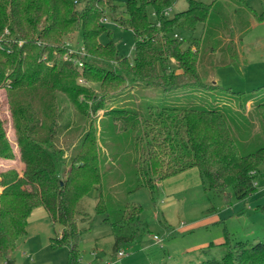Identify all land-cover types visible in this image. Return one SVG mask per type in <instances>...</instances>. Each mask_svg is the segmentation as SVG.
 <instances>
[{
  "label": "trees",
  "instance_id": "1",
  "mask_svg": "<svg viewBox=\"0 0 264 264\" xmlns=\"http://www.w3.org/2000/svg\"><path fill=\"white\" fill-rule=\"evenodd\" d=\"M177 1H125L128 19L136 27L131 59L119 53L103 22L115 0H0V87L7 89L16 134L11 141L0 118V157L22 163L21 169L0 172V257L7 264H14L13 254L28 234L31 212L40 206L51 224L59 226L51 246L68 247L71 264H80L78 247L87 229L79 225L84 211L80 204L92 191L99 192L95 209L112 228L115 254L148 227L140 203L114 199L106 188L99 111L113 118L116 130L132 135L135 184L129 192L145 187L156 206L159 182L193 168L205 189L226 197L232 189L244 199L256 189L264 145L242 151L226 104L150 103L144 111L110 104L129 83L164 91L206 87L199 72L201 50H216L205 41L218 35L222 25L215 22L223 4L188 0L186 9L170 16L168 10ZM231 1L237 27L244 24L241 29L250 26L242 22L246 17L242 6L254 17L264 16L253 12L247 0ZM200 25L204 38L195 34ZM75 33L82 36L84 56L67 51L65 38ZM105 33L108 41L103 42ZM78 58L82 67L74 63ZM81 77L97 82L99 89L79 83ZM62 95L79 115L76 127L69 122L60 126ZM235 95L240 109L252 101L264 128V95ZM221 245V257L209 254L199 264H264V241L236 240L227 234Z\"/></svg>",
  "mask_w": 264,
  "mask_h": 264
},
{
  "label": "rangeland",
  "instance_id": "2",
  "mask_svg": "<svg viewBox=\"0 0 264 264\" xmlns=\"http://www.w3.org/2000/svg\"><path fill=\"white\" fill-rule=\"evenodd\" d=\"M125 1L115 0V7L106 10L107 20L104 22L106 28L112 31V39L119 53L132 59L133 30L136 27L128 19ZM199 1L208 4L215 0ZM220 1L223 7L218 14L220 19L215 23L222 26L217 31L218 35L214 33L205 41L216 50L208 49L209 52H206L203 49L200 55L199 72L206 87L164 91L143 83H129L127 89L115 95L110 104L140 111L146 110L150 103L197 107L226 104L229 106L227 116L234 122L232 127L242 151L249 153L264 145V128L256 111L252 110V101L243 103L245 107L242 110L235 93L264 95V16L262 19L254 17L247 12V7L242 6V11L246 12L242 22L250 26L241 29L239 27L244 24L240 23L237 27L233 2ZM247 3L257 15L264 14V0H247ZM187 7L188 0H178L168 13L173 16ZM203 31L200 25L196 36L204 38ZM65 39L68 52L85 55L80 33ZM101 40L108 41L106 33L101 36ZM170 66L177 68L173 60ZM78 82L99 89L97 82L87 79ZM60 99L63 108L60 126L69 122L76 127L81 121L75 107L64 95ZM102 117L103 111H99V140L103 157L107 159L104 165L106 188L114 199L140 203L142 218L148 227L139 230L137 241L123 244L126 255L117 256L113 251L115 236L112 228L104 222L105 215L98 214L95 209L99 192L92 191L80 204L84 211L79 216V225L87 228L78 247L80 264H199L209 254L216 257L224 254L221 243L227 234L236 240L264 241V165L261 172L256 174V189L244 199L237 198L232 189L227 197L205 189L198 170L193 168L159 182L156 206L145 187L129 192L135 184L136 146L132 135L127 131L116 130L110 115ZM0 118L8 138L14 141L16 134L6 87H0ZM12 167L21 169L22 163L18 158L0 157V172ZM58 229L59 226L55 228L48 218L32 222L28 226L27 236L19 241L13 254L14 264H71L68 247L55 249L51 246L50 238ZM0 264H7L2 257Z\"/></svg>",
  "mask_w": 264,
  "mask_h": 264
},
{
  "label": "crops",
  "instance_id": "3",
  "mask_svg": "<svg viewBox=\"0 0 264 264\" xmlns=\"http://www.w3.org/2000/svg\"><path fill=\"white\" fill-rule=\"evenodd\" d=\"M45 218H48V214L45 210L44 207L40 206V207H37L35 208L32 212H31V215L29 217V225L32 223V222H36V221H39L41 219H45ZM28 225V226H29Z\"/></svg>",
  "mask_w": 264,
  "mask_h": 264
},
{
  "label": "built area",
  "instance_id": "4",
  "mask_svg": "<svg viewBox=\"0 0 264 264\" xmlns=\"http://www.w3.org/2000/svg\"><path fill=\"white\" fill-rule=\"evenodd\" d=\"M106 20H107V17L104 16L103 17V22L106 21ZM74 63H76L79 67L83 66V61L80 58L76 59ZM79 81L83 82V81H85V79L81 77V78H79ZM155 238L158 239L157 236H155ZM126 254H127V252L125 250L121 249V250L118 251L117 256L122 257V256H124Z\"/></svg>",
  "mask_w": 264,
  "mask_h": 264
}]
</instances>
